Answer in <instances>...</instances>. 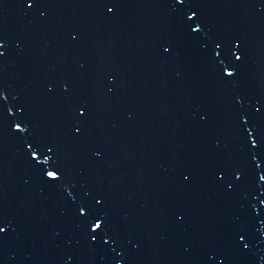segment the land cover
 I'll list each match as a JSON object with an SVG mask.
<instances>
[{
    "label": "water",
    "instance_id": "water-1",
    "mask_svg": "<svg viewBox=\"0 0 264 264\" xmlns=\"http://www.w3.org/2000/svg\"><path fill=\"white\" fill-rule=\"evenodd\" d=\"M0 264H264V0H0Z\"/></svg>",
    "mask_w": 264,
    "mask_h": 264
}]
</instances>
